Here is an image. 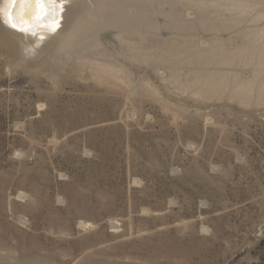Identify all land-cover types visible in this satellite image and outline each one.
Returning <instances> with one entry per match:
<instances>
[{
    "label": "rangeland",
    "instance_id": "rangeland-1",
    "mask_svg": "<svg viewBox=\"0 0 264 264\" xmlns=\"http://www.w3.org/2000/svg\"><path fill=\"white\" fill-rule=\"evenodd\" d=\"M74 11L72 42L74 21L30 62L11 60L0 26V264H264V0H78ZM119 36L159 49L214 36L225 58L197 65L229 72L226 85L190 92ZM251 42L255 54L234 49ZM108 60L128 68L126 83Z\"/></svg>",
    "mask_w": 264,
    "mask_h": 264
},
{
    "label": "bare ground",
    "instance_id": "bare-ground-1",
    "mask_svg": "<svg viewBox=\"0 0 264 264\" xmlns=\"http://www.w3.org/2000/svg\"><path fill=\"white\" fill-rule=\"evenodd\" d=\"M84 1L85 0H79V4L82 5ZM0 3V26L14 38L12 39L7 35L3 36V45L11 56V60H17L19 58L21 63L30 62L34 58H39L43 53H50V51L58 45L60 39L67 36L69 23L70 21H74L76 26L70 29L71 32L68 33V38L65 42L66 44L71 43L75 37L77 27L84 21L83 17H80L78 20L76 17L75 20L73 19L76 14L74 10L76 9L78 0H0ZM92 3H97V0H92ZM115 19L116 17H114L113 14H107L108 23H113ZM117 26L122 32V26ZM65 28V32L61 36L59 32L61 29ZM253 29L252 26H246L242 31L251 36ZM211 38L212 40H217L214 36ZM119 40L122 41V43H126L128 56L132 57L133 60L143 59L144 52L147 51V53L149 52L151 54L153 52L152 56L155 61L168 62L171 68L170 77L176 80H178V78L181 79L180 82H182L183 87L190 92L209 95L217 92L221 87L223 88V86L226 85L224 78L229 72L213 70L206 65H197L214 59H220V56L225 58L224 54L221 53L220 55L215 50L218 44L217 42H211V39L210 42H204L207 43L206 45H208V47L198 48L190 45L186 40L182 43H178L175 39H170L166 42L167 46L160 49L158 39L151 41L149 44L147 42L145 44L143 38L139 40L138 38H134L133 41H126L119 36ZM255 45L256 44L252 42L250 46L238 44L234 49L238 54L250 53L252 55L256 52ZM177 46H182L185 50H179ZM259 47L263 48L264 43ZM98 60L105 61L103 59ZM181 61L191 63L192 65L189 66V69L186 67L183 69H176L178 66L177 64ZM102 68L110 71L111 69L116 70L118 73L117 78H119L122 83H126L125 80L120 78L122 75L124 76L128 69L122 62L108 60L103 63ZM185 70H187L188 73H185ZM253 77L254 75L251 74L245 80H237L238 83L236 82L233 86L234 93L243 94L253 87L255 85ZM131 83L135 84L136 92H141V86L136 80H133ZM146 87L151 89V84H149L148 81ZM259 89L264 91V78L259 84Z\"/></svg>",
    "mask_w": 264,
    "mask_h": 264
}]
</instances>
